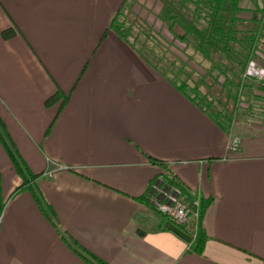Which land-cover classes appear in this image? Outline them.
Here are the masks:
<instances>
[{
    "label": "crops",
    "instance_id": "crops-1",
    "mask_svg": "<svg viewBox=\"0 0 264 264\" xmlns=\"http://www.w3.org/2000/svg\"><path fill=\"white\" fill-rule=\"evenodd\" d=\"M122 2L0 0V32H16L0 36V119L53 220L26 190L12 193L20 181L0 147V264H87L66 238L107 264H264V109L224 133L108 29ZM141 4L157 19L158 0H130L123 13L149 24ZM56 90L69 93L64 106L44 105ZM146 156L210 201L196 222L200 253L191 227L150 207L163 170Z\"/></svg>",
    "mask_w": 264,
    "mask_h": 264
},
{
    "label": "trees",
    "instance_id": "trees-1",
    "mask_svg": "<svg viewBox=\"0 0 264 264\" xmlns=\"http://www.w3.org/2000/svg\"><path fill=\"white\" fill-rule=\"evenodd\" d=\"M158 1L160 9L156 16L157 20L174 39L183 44L181 53L185 59L198 64L207 63V66L203 67V73L199 74L197 78L185 70L186 60L172 57L169 51L163 48L148 24L136 15H130L129 11L123 13L124 10L129 9L130 0H123L120 3L110 17L108 29L130 46L133 47L136 44L135 51L141 55V58L145 62H154L158 73L179 93L197 105L224 133L230 131L235 120L247 125L260 120L264 109V96L262 95L264 94V78L244 82L241 79V73L245 70L248 59L254 57L257 52L264 55L262 20L264 18V0H259L260 7H257L256 0ZM243 1L254 5L255 10L259 13L258 20L246 22L238 16ZM244 24L249 26L243 27ZM174 26H177L181 33L174 32ZM15 33L14 29H5L0 32V36L3 39H9ZM218 76H222V82L217 81ZM68 94H62L56 90L45 100L44 105H51L61 99L60 108H62L68 100ZM222 95H224L223 101ZM255 108H259V114L254 117ZM246 118L248 119L246 120ZM0 147L6 154L13 171L20 178V183L12 193L26 190L38 210L53 224L51 212L43 206L37 190L38 174L29 172L19 160L1 119ZM146 159L163 170L162 178L165 183L179 188L187 202L194 199L191 192L177 179L165 162L149 156H146ZM209 202V200L199 202V217ZM150 207L153 208L151 205ZM66 239V243L87 264H107L73 240ZM205 239L204 234L197 231L192 250L200 253Z\"/></svg>",
    "mask_w": 264,
    "mask_h": 264
},
{
    "label": "built area",
    "instance_id": "built-area-1",
    "mask_svg": "<svg viewBox=\"0 0 264 264\" xmlns=\"http://www.w3.org/2000/svg\"><path fill=\"white\" fill-rule=\"evenodd\" d=\"M263 75V68H256L254 62H247L245 70L242 74L243 79L260 80ZM239 140L237 137L232 136L227 143L228 151H235L238 148ZM151 189L156 193L151 197L150 202L153 209L160 215L169 219L177 226H189L192 229L191 239L195 237L196 222L198 219V198L192 199L187 202L179 188L170 186L165 183L162 176L156 177L151 185ZM193 220L191 223L190 220Z\"/></svg>",
    "mask_w": 264,
    "mask_h": 264
},
{
    "label": "rangeland",
    "instance_id": "rangeland-1",
    "mask_svg": "<svg viewBox=\"0 0 264 264\" xmlns=\"http://www.w3.org/2000/svg\"><path fill=\"white\" fill-rule=\"evenodd\" d=\"M144 8H143V5L141 4V7L139 9H141L142 13L147 16V19L150 20V23L148 24V23H146V20H144L142 18H140V19H142L146 24H148L150 26L151 30L156 34V36H157L156 38H157L158 42L163 46V48H166V50L169 51V53H170V55H172V57L178 58L180 60H186L185 57L181 53V49L183 48V44H181L176 39H174L169 32H166L165 28H163V29H162V27L158 28V26H160L161 23H159V21L157 19L153 18L151 14L150 15L146 14V12H145L146 8L145 9ZM246 24H248V23H246ZM246 24H244L243 27L249 26ZM173 31L176 33H181V31L179 30V28L177 26L173 27ZM247 62H254L256 65V68H263V75L260 78V79H263L264 78V55L260 52H257V54L254 57H251L250 59H248ZM206 66H207V63H205V62L198 64L197 62H190V61L186 60L185 70L188 71L191 75H193L194 78L195 77L197 78V76H199V74L201 75L203 73V67H206ZM242 74H243V72L241 73V76H242ZM250 80L251 79H243L242 81L250 82ZM217 81L222 82V76H218ZM255 81H257V80H255ZM200 87L202 88V86H200ZM202 91H203V89H202ZM223 96L224 95L221 96L222 101L224 98ZM253 113H254L253 114L254 117L258 116L259 108H255ZM240 117L243 118V116H240ZM249 118H252V117H249ZM247 119L248 118H246V120ZM234 123L243 124L242 122H238L237 120H235ZM0 164H1V162H0ZM1 166H2L3 171H9V170H6L4 164H1ZM17 178L20 181V178L18 176H17ZM2 210H3V203L0 202V218H1Z\"/></svg>",
    "mask_w": 264,
    "mask_h": 264
}]
</instances>
